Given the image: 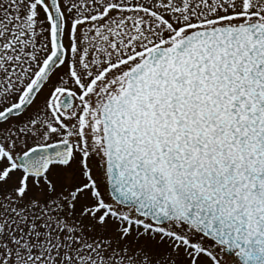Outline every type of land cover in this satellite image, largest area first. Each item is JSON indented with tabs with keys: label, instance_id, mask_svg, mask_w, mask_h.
Wrapping results in <instances>:
<instances>
[{
	"label": "snow or ice",
	"instance_id": "snow-or-ice-1",
	"mask_svg": "<svg viewBox=\"0 0 264 264\" xmlns=\"http://www.w3.org/2000/svg\"><path fill=\"white\" fill-rule=\"evenodd\" d=\"M0 264H264V0H0Z\"/></svg>",
	"mask_w": 264,
	"mask_h": 264
}]
</instances>
